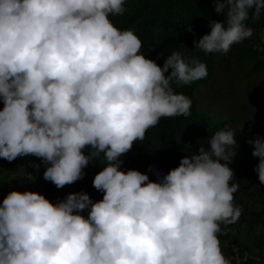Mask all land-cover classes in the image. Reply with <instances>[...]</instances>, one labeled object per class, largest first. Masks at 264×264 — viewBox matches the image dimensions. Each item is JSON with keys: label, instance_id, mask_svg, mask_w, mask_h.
Masks as SVG:
<instances>
[{"label": "clouds", "instance_id": "9594fccd", "mask_svg": "<svg viewBox=\"0 0 264 264\" xmlns=\"http://www.w3.org/2000/svg\"><path fill=\"white\" fill-rule=\"evenodd\" d=\"M213 7L223 21L209 18L210 32L193 40L205 54L228 53L253 36L250 16H264V0ZM124 12L125 0H0V158H40L43 179L57 189L95 163L92 186L102 193L52 203L10 189L0 202V264H235L218 233L242 215L229 166L238 131L218 129L166 174L149 166L155 181L122 170L148 129L191 115L192 100L173 85L208 74L181 51L162 67L146 58L138 35L112 22ZM247 142L264 185V137Z\"/></svg>", "mask_w": 264, "mask_h": 264}, {"label": "trees", "instance_id": "16d2710c", "mask_svg": "<svg viewBox=\"0 0 264 264\" xmlns=\"http://www.w3.org/2000/svg\"><path fill=\"white\" fill-rule=\"evenodd\" d=\"M214 3L215 0H125V12L111 19L118 28L133 30L142 41L141 52L161 67L171 51H181L185 59L195 58L207 65L206 78L190 85H173L176 92L192 100L191 115L162 118L157 126L148 129L144 140L137 141L122 157V170H139L155 181L149 166L166 174L188 152L198 154L200 144L206 145L218 129L228 125L238 131L236 155L229 166L233 182L239 183L234 204L242 209V215L235 224H221L218 233L222 252L229 259L231 246L246 252L259 240L257 247L264 248V194L252 199L256 194L250 193L254 184L262 188L264 185L253 171L258 158L252 155L253 147L247 142L264 137V16L258 20L250 16L253 36L233 45L228 53L205 54L195 50L193 40L210 32L209 18L223 21ZM222 107L229 112L224 114ZM37 164L38 169L34 166ZM45 167L37 157H18L11 162L0 158V202L10 189L38 192L52 203L76 192L87 193L93 201L102 199V193L92 186L94 175L101 170L97 164L90 163L82 179L60 189L43 179ZM257 203L259 209L254 208Z\"/></svg>", "mask_w": 264, "mask_h": 264}, {"label": "rangeland", "instance_id": "374dc122", "mask_svg": "<svg viewBox=\"0 0 264 264\" xmlns=\"http://www.w3.org/2000/svg\"><path fill=\"white\" fill-rule=\"evenodd\" d=\"M226 107L229 109V110H231V107L229 108L228 107V105H226ZM227 108H224V107H222V108H220V109H222V112L224 113V114H226V111H228V109ZM219 109V110H220ZM229 112V111H228ZM262 114V116H264V111L261 113ZM13 179H15V178H13ZM18 182H20V183H22L23 184V182H22V180H18ZM250 193H253V194H256V196L254 195V198H252V199H256L257 197H261L263 194H264V188H262V186L260 185L259 186V184L258 185H255L254 184V186L250 189ZM244 201L246 202V199H245V197H244ZM247 205H250V203H247ZM254 205V204H253ZM260 205V203H257L256 205H254V208H257V209H259V206ZM84 215L86 216L87 215V213L85 212L84 213ZM253 240L254 239V237H251L250 238V240ZM251 240V241H252ZM258 241V243L257 242H255L254 244H252L250 247H249V249H246L248 252H250V253H263V251H264V248H263V250L261 249L260 250V248H258L257 247V244H261L260 243V241L259 240H257ZM231 247H235V246H231ZM234 249H236V248H234ZM225 256V255H224ZM226 257V256H225ZM227 259H228V257H226ZM228 260H230V256H229V259Z\"/></svg>", "mask_w": 264, "mask_h": 264}, {"label": "built area", "instance_id": "2783aa9c", "mask_svg": "<svg viewBox=\"0 0 264 264\" xmlns=\"http://www.w3.org/2000/svg\"><path fill=\"white\" fill-rule=\"evenodd\" d=\"M245 257H247L245 259ZM230 259L235 264H264V252L261 254H254L246 252H240L238 249H234L231 253Z\"/></svg>", "mask_w": 264, "mask_h": 264}]
</instances>
